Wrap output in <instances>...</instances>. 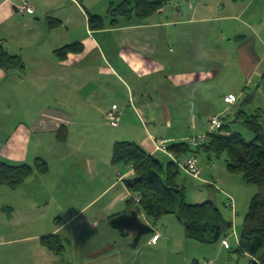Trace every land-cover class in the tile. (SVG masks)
<instances>
[{
    "label": "crops",
    "instance_id": "1",
    "mask_svg": "<svg viewBox=\"0 0 264 264\" xmlns=\"http://www.w3.org/2000/svg\"><path fill=\"white\" fill-rule=\"evenodd\" d=\"M83 1L0 0V45L24 66L23 72L0 69V163L43 159L48 165L46 174L34 173L16 190H0V264H138L142 250L164 246L169 238L159 231L156 243L149 237L138 249L140 241L130 246L132 233L111 227V219L136 209L129 202V168L110 162L113 145L132 142L170 161L154 151L155 141L204 136L209 117L223 122L239 102V71L221 74L229 46L238 69L251 61L253 46L264 64L262 28L246 20L248 4L183 0L145 22L102 19L103 27L93 30L89 14H100L96 7L87 13ZM22 2L33 11L18 12ZM76 44L80 52L54 55ZM259 63L253 72L261 74ZM219 77L232 80L216 94ZM228 94L236 97L232 105L223 102ZM112 106L121 120L111 128L103 113ZM193 109L198 115L184 125L181 112ZM52 235L64 246L60 256L40 243Z\"/></svg>",
    "mask_w": 264,
    "mask_h": 264
},
{
    "label": "trees",
    "instance_id": "2",
    "mask_svg": "<svg viewBox=\"0 0 264 264\" xmlns=\"http://www.w3.org/2000/svg\"><path fill=\"white\" fill-rule=\"evenodd\" d=\"M177 0H122L119 5L110 7L111 21L117 18L127 22H145L159 10ZM242 3L244 0H232ZM57 24V21H52ZM90 29L103 27L100 16H89ZM81 46L69 45L54 51V55L63 59L69 53H78ZM0 69L5 73L16 70L23 72L24 66L19 56H10L0 45ZM240 118H247L243 111ZM239 118V116H238ZM222 122L218 133L208 134V140L198 148L187 142L167 145V151L175 158L202 153L210 158L225 155L227 172L240 175L247 185L257 186L260 193L250 201L248 211L243 218L237 242V252L248 257L247 264H264V136L257 117L246 121L253 132V139L246 141L238 133H231L227 124ZM112 165L132 168L136 181L128 186L130 193L139 198L136 211H141L152 226L164 216H174L184 227V235L198 243L215 244L227 238L229 229L233 232V222L226 221L220 210L211 201L191 205L185 201V189L177 184L180 170L172 160L163 168L161 161L146 153L132 142H116L111 151ZM48 165L43 159H36L32 165H6L0 163V187L16 190L34 173L44 175ZM129 202L132 203L131 200ZM228 239V238H227ZM43 247L56 256H60L64 246L57 235L40 239ZM229 248V243L228 247ZM190 264H200L193 260Z\"/></svg>",
    "mask_w": 264,
    "mask_h": 264
},
{
    "label": "rangeland",
    "instance_id": "3",
    "mask_svg": "<svg viewBox=\"0 0 264 264\" xmlns=\"http://www.w3.org/2000/svg\"><path fill=\"white\" fill-rule=\"evenodd\" d=\"M121 1L122 0H85V4L83 1V9H85V11L87 10L88 13V10L92 9L91 7H96V11L100 14L102 19L109 22L111 20L108 13L109 8H116ZM175 2L183 3V0H177ZM88 3H92V5H89ZM246 4L248 5L246 6L247 10L245 18L248 22L262 28L259 37L264 40V0H244V2H239L236 6H245ZM89 15L94 16L92 14ZM117 20L121 22L124 19L117 18ZM124 22L126 21L124 20ZM246 32L252 34L249 28H246ZM255 36L256 34L253 33L251 37H249L250 40L252 38V40H257L259 43V40ZM228 49V60L222 64L223 71L221 70V74L230 77L233 71H239V83L242 81V84L239 86V91L235 90V94H239V102L231 107L226 114L222 116V119L225 120L224 123L227 124V129L231 133H238L246 141H251L253 139V132L246 121L252 120V117H257L264 136V64L259 63L263 54L261 53L259 46H253L251 48V50H253L251 61L245 65H241L239 62L238 69L236 67L237 64L230 59L236 56V51L231 45ZM240 51L241 50L239 49V53ZM239 56H241V54H239ZM257 63H259L257 67L261 69L260 71H263L261 74L256 71L253 72V68ZM243 73H248L250 76L246 75V77L243 78L244 76L242 75H245ZM218 80L217 84L219 89L216 90V94L220 93L221 87L227 89V87L230 86L229 83L232 79L219 77ZM246 82L248 83L246 84ZM241 106H244V108ZM240 109H243V113L247 118H240ZM256 111H259V114ZM192 114L195 116L198 115L194 109L182 111L180 118L181 122L184 125H187V118ZM107 125L110 127L112 126L109 124ZM187 126H189V124ZM187 126H182V129H186ZM4 130H11V128L5 127ZM156 156L161 161L163 168H165L170 162L169 159L163 155ZM196 157L200 159V162H198V167L199 169L201 168L199 179H192L180 170L177 184L185 189L186 203L195 205L211 201L220 210L226 221H232L234 223L235 234H233L231 229L226 233L229 248L223 247L220 241L209 245L187 239L184 235V227L182 223L174 216H164L156 222L153 229L159 231L161 235L166 234L169 240L166 242L161 241V243L164 244L162 247H155L154 249L147 247L145 250H142L138 255V264H190L193 260L198 261L200 264L248 263V257L237 252V242L235 237L240 234L241 224L248 211L251 199L256 194L260 193V189L257 186L247 185L240 175L228 173L226 169L225 155L220 156L219 158L213 156L207 158L206 155L198 153ZM184 158L185 157H181L178 160L182 162ZM205 180H212L213 182H211V184L210 182H205ZM0 190L6 192L9 191L6 187H0ZM131 196L134 195L131 194ZM229 197L233 199L230 201L233 202L232 208L227 206L228 203L230 205ZM149 237H151V235L141 238L138 249L148 240ZM132 242L133 239L129 242L130 246H132Z\"/></svg>",
    "mask_w": 264,
    "mask_h": 264
},
{
    "label": "built area",
    "instance_id": "4",
    "mask_svg": "<svg viewBox=\"0 0 264 264\" xmlns=\"http://www.w3.org/2000/svg\"><path fill=\"white\" fill-rule=\"evenodd\" d=\"M17 11L20 13H31L32 7L30 3L28 2H22L16 7ZM223 102L228 105H232L236 102V97L232 94H228L223 97ZM103 120L106 124L112 125V126H117L121 120V111L117 109L116 106H112L109 110L105 111L103 113ZM208 125H209V131L207 132L206 135L201 136V137H195V138H189L187 139V143L193 147V148H198L205 144L208 140V134L218 132L221 129L222 126V120L218 115H213L208 118ZM154 151L155 152H162L164 154H167L168 157L174 162V164L178 167L179 170L183 171L186 175L191 177L192 179H199L200 176V169L198 167V160L196 156L190 155L187 156L183 159V161H179L178 158H175L173 155L168 153L167 151V141L165 140H160V141H155L154 142ZM131 175H133V170L130 167L129 168ZM129 200L132 201V203L135 205V208L138 207L139 203V198L136 196H129ZM233 199L229 197V202L232 201ZM233 202H230L227 204L228 207L232 208L233 207ZM138 212V217L144 218V214L141 211ZM145 224L149 225L146 221H144ZM234 224V223H233ZM233 234H235L234 231V226H233ZM161 237L160 233H153L151 234L149 243L154 244L156 243L159 238ZM236 238V237H235ZM221 245L225 248L228 247V239L223 238L220 241Z\"/></svg>",
    "mask_w": 264,
    "mask_h": 264
},
{
    "label": "water",
    "instance_id": "5",
    "mask_svg": "<svg viewBox=\"0 0 264 264\" xmlns=\"http://www.w3.org/2000/svg\"><path fill=\"white\" fill-rule=\"evenodd\" d=\"M135 181V178H129L126 180V184L127 186H130ZM109 223L113 229L120 233L127 231L134 235L132 247H136L142 237L154 233V229L152 227L148 226L139 219L138 212L136 210H131L129 213L120 214L111 219Z\"/></svg>",
    "mask_w": 264,
    "mask_h": 264
}]
</instances>
